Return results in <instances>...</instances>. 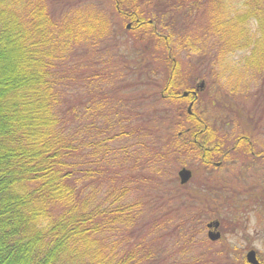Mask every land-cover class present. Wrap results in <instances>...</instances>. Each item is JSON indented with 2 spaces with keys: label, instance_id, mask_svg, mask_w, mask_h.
I'll use <instances>...</instances> for the list:
<instances>
[{
  "label": "trees",
  "instance_id": "16d2710c",
  "mask_svg": "<svg viewBox=\"0 0 264 264\" xmlns=\"http://www.w3.org/2000/svg\"><path fill=\"white\" fill-rule=\"evenodd\" d=\"M62 2L66 10L60 8L55 15L56 0H0V264H161L157 255L165 249L156 252L154 238L148 236L157 222L155 216L147 218L156 213L149 204L157 202L147 201L151 191L146 186L141 187L143 197L131 194L134 176L128 170L132 161L152 168L151 163L162 156L156 140L148 138L151 127L158 132L162 126L152 124L151 115L144 112L148 106L139 107L141 117L146 116L139 127L131 119L121 118L119 108L103 106L101 91L108 81L99 73L72 76L70 53L79 44L104 40L110 22L95 4ZM112 2L119 15L130 18V29H139L141 38L150 41L146 48H173L171 41L179 38L178 49L199 55L205 48L208 53V40L216 39L212 44L215 54L206 64L212 84L218 81L219 91L215 92L247 96L249 88H256L258 96L259 85H264V0ZM196 9L198 14L202 12L204 24L193 35L188 30L182 35L178 29L171 31L183 11ZM153 13L160 21L150 15ZM240 51L244 52L241 56L230 58ZM207 60L203 55L197 62L201 65ZM138 64L141 70L135 66L133 74L147 76L137 78L144 88L149 85L152 67L145 60ZM189 77L181 80L178 64L170 68L160 98L168 104L187 99L180 90L192 89L186 85ZM82 80L86 87L100 91L98 102L79 99L72 104L67 100L73 94L72 85ZM130 85L136 87V83ZM215 92L211 105L222 102ZM200 102L198 98L193 110L178 109L176 125L178 133L187 136L185 154L190 155L194 147L199 150L198 156L192 152L195 161L191 163L201 160L212 167L222 139L202 115ZM242 140L249 139L239 134L238 146ZM168 144L180 152V144ZM202 150L206 156L202 157ZM185 159L173 160L186 164ZM175 179L180 181L178 176ZM168 183V189L186 191L184 183L177 184L173 178ZM196 201L190 202L193 210L185 206L183 219L175 228L167 218L160 221L159 227L170 231L157 238L159 243L175 234L174 242L183 243V248L198 249L195 237L202 235L203 209L195 211ZM169 209L163 208V212ZM210 243L203 245L209 247ZM182 252L185 259L175 264H202L199 260L206 255L193 257L190 250ZM171 258L163 257V264ZM204 263L214 261L209 257Z\"/></svg>",
  "mask_w": 264,
  "mask_h": 264
},
{
  "label": "rangeland",
  "instance_id": "374dc122",
  "mask_svg": "<svg viewBox=\"0 0 264 264\" xmlns=\"http://www.w3.org/2000/svg\"><path fill=\"white\" fill-rule=\"evenodd\" d=\"M56 1L59 4V7H56L55 15H59L61 12L60 8L64 6L62 2L63 0ZM151 3L154 4L155 0H151ZM66 4H85L84 6L90 5L91 7H93L92 4H95L110 22V31L108 35L104 37V40L96 43L87 42L79 44L75 46L70 53L68 58L71 68H73L71 69L72 76L76 77L81 75L82 78V74L84 76H91L99 73L102 78H106L108 81L106 86L110 88L109 92H107L108 87H105V90L101 91L103 106H115L119 108L121 118L124 116L127 119H131V123L136 126H140L141 119L146 118V116L141 117L139 107L148 106L150 109L144 110V112L151 115L150 118H152V124L155 125L159 123L162 126L159 127L158 132H155L151 127L150 135H148L151 142L156 140V145L158 143L157 147L160 148L159 151H161L162 156L151 163L153 164L152 168H142L140 161H132L128 170L134 176L132 179L133 192H131V194L134 197L138 195L143 197L145 192L141 190V187L146 186L149 188L148 191H151L149 192L150 196L147 201H152L154 199L157 202L156 204L148 203L151 206H155L156 213L153 212L147 215V218H149V216L151 218L155 216L154 218L157 219V222L152 225L153 229L148 233L149 237L154 238V243L157 246L156 252L159 248L165 249L162 255H157V259L163 264V257L170 256L172 258L165 262V264H175L176 262L185 259L182 251L190 250V255L193 257H196L199 253H206V255L202 256L199 260L202 264H205L204 262L209 257L214 261V264H238L239 260L233 257L231 252L234 251V254H240L241 248L238 244L242 243V237H237L239 234H242L241 232H244L243 237L244 235L252 237L249 240V243L252 242L251 247L255 248L257 252L259 251L264 257V232H261L262 229L259 228L263 225L261 224L260 219L258 220L252 217V214H254L253 211H255V205L262 198L264 201V196L257 193L258 188L255 191L250 192L246 190L247 186L245 185L246 183L249 184L253 181V179H251V171L253 170V167L249 165L251 156L247 151L255 150L264 153V133H260L261 129L263 130L264 128V85L261 84L263 87L259 85L258 90L260 91L258 92V96L256 95V88H249L246 92L247 96L244 94L232 95L228 92H222L220 95L222 97L221 99L218 92H215L217 89L219 91V86L217 85L218 81H216V84H212V80L209 76L210 71L206 66L209 59L215 54V47L212 46V44H214V41H217L216 39L208 40L207 43L209 44L206 45L208 53H206L205 48L204 50H200L202 53L199 55L178 49L177 43L179 38H173V41H171L173 48L170 46L165 48H158L157 46L150 48L149 46L146 48L150 41L141 38L139 29L134 30L128 28V26H130V18L127 19L119 15L112 0H66ZM144 6L145 5L143 4V8ZM145 9V11H148L146 6ZM63 10L66 9L62 8V11ZM197 12L198 9L194 11H183L182 13H184V15L181 18H177L179 19V23L176 27H170L171 31L174 32L178 29L179 35H182L183 31L188 30L190 31L189 35H193L195 31L198 30L197 28L204 24L203 19H201L200 16L202 12L200 14ZM150 15L155 16L160 21L157 13ZM169 18L170 16L167 17V19ZM184 24L188 28H186ZM182 27L183 29H181ZM165 33L170 35L168 30H165ZM243 53V51L234 53L230 55V58H237ZM203 55L204 58L208 60L200 65L197 62V59L198 56ZM144 60L146 62L149 61L152 67V69L149 68L148 78L150 77V80L148 82L143 79L147 78V76L144 77L138 73L133 74V68L135 66L138 68V71L141 70L138 62L141 63V61ZM176 64H178L179 67L181 80L183 76L188 77V75H190V79L188 78V81L184 80L183 82L187 81L186 85L190 84L189 86L192 88V95L195 94V90L197 89L198 95L196 94L197 97L193 102L197 103L198 98L201 99L199 106H202V109L204 110V114L202 113V115L207 121H210L211 124L215 126L214 130L217 137L222 139L220 140L219 150H223L221 152H226V160L222 164V167H217L216 165L207 167V165L203 164L201 161L196 162L193 165V163H191L195 161L192 159L193 153L198 156L197 154L199 151L196 147L191 149L193 153L191 152L190 155L185 154L188 145L184 142V139L187 136L183 133H178L176 123L178 121L177 116L180 115V109H194V103L193 106H189V99H192L193 96H190L183 101H170L169 104L168 102L163 101L159 96V92L162 90L161 87L163 86L169 69L173 68ZM142 72L144 73V71ZM195 73L197 74L194 75ZM191 75H194V77L191 78ZM138 77H143V82L145 81L149 85L140 88L138 85ZM132 83H136V87L131 86L130 84ZM153 84H155V86ZM72 91L73 94H69L67 97V100L72 104L74 102H76V104L77 102L79 103V99H85V101H99L100 91L95 92L90 86L86 87V82L83 80L75 81L72 85ZM180 91H183V93L186 92L187 95L189 94L186 88ZM214 92L215 94H218V100L221 99L222 102L218 101L215 102V105H211L210 101L213 98ZM178 103H180V105ZM204 106L207 107L204 108ZM210 106L214 107L210 108ZM249 119V122L246 121ZM237 124H239L240 127H237ZM169 127L172 128L170 131ZM242 133L248 137L250 145L252 144L251 148L247 147L248 144H245L244 141L246 140H242L241 146H238L239 144L237 145L238 135ZM126 138L127 137L124 139ZM170 142H173V144L176 145L180 144L178 148L180 149V152L183 153L175 152L174 148L168 144ZM182 144H186L187 147H184ZM163 154L165 157L167 154V157L164 158ZM179 158H186L184 160L186 164L178 163ZM173 159H177L178 161H174ZM217 159L218 158H216V161ZM256 160L258 162L260 161L259 159ZM188 163L191 164V167L187 166ZM242 165H245V168L241 169L240 172L239 167ZM182 167L189 168L190 170L193 169L191 171L193 177L187 183L183 184L186 186L187 192L182 189L179 191H173L170 188L168 189V181L170 178L176 180L177 184L180 183L175 177L178 176V172ZM127 168L128 166H125L123 170L126 172ZM256 174L257 176H263L260 171H257ZM103 181L104 182L102 183L104 184L109 182V180ZM218 182L223 184L226 189H221L222 186H220L219 189H221V191H217ZM177 189L179 188H176V190ZM226 190L229 192L223 194ZM191 201H196L193 205L195 206V211L203 209L201 216V222H203V231L202 229L201 231L203 236L200 235L195 237V240L199 243L198 249H193L190 246L183 248V243L180 242V245L178 242H174L175 234H173L166 243H159L157 238L159 236H167V231H170L168 227L161 229L159 227L162 225L160 221L163 219L164 222L167 218L168 223L172 224V227L175 228L174 225L179 224L183 219L185 208L188 207L189 209L192 207L190 204ZM160 206L163 208L170 207V209L163 212V208H160ZM244 206H246L247 212H245ZM249 209L251 210L249 211ZM244 214H247V217L249 218L244 231L237 229V236L225 235L224 238L227 239L221 240V246L219 245V242L217 244L210 243L208 244L209 247L203 245L210 241L207 238L206 224L208 222L217 218L220 220L223 219L224 230H227V228H230L235 224L233 220L236 216L243 218L245 216ZM243 225L244 223H239V227H242ZM255 228H257V231L259 232H257V235H255V232L253 231ZM222 247L228 249L229 255L227 252H223L222 254L221 252H217Z\"/></svg>",
  "mask_w": 264,
  "mask_h": 264
},
{
  "label": "flooded vegetation",
  "instance_id": "af4514ba",
  "mask_svg": "<svg viewBox=\"0 0 264 264\" xmlns=\"http://www.w3.org/2000/svg\"><path fill=\"white\" fill-rule=\"evenodd\" d=\"M187 92L189 93L188 95L184 94L183 92H182V95L185 98L193 96L192 99H189V106H193V103H194L193 101L197 97V95H196L197 94V89L195 90V94L194 95H192V90H187ZM245 144H248L247 147H250V148L252 146V144L250 145L249 140H248V142H245ZM204 151H206V150H202V157L207 155L206 152H204ZM215 151L216 152H214V157L218 158V159H217V161L214 160L211 163L213 164V166L216 165L217 167H220V166L222 167V164L226 160V156H225L226 152H221L223 150H215ZM247 152L251 156V161H250L249 165L251 167H253V170L251 171V179H253V181L251 183H249V184H247V183L245 184L247 186L246 190H248L250 192H253V191H255L258 188L257 189V193L262 195V196H264V153L262 151H255V150H253V151L249 150ZM256 159H259L260 161L258 162ZM201 162L205 164V161H201ZM205 165H207V164H205ZM243 168H245V165L240 166L239 167V171L241 172V169H243ZM257 171H260L263 176H257V174H256ZM220 182L217 183V189H216L217 191H219V190L221 191V189L224 188V185L221 184ZM220 186H222L221 189H219ZM224 189H226V188H224ZM228 192L229 191L226 190V191L223 192V194H227ZM262 199L260 201H258L257 204L255 205V211L252 210L254 212V214H252V217L255 218V219H258V220L260 219L261 224L263 226L259 227V228L262 229L261 232H264V201ZM244 208H245V212H247L246 211V206H244ZM250 210L251 209H249V211ZM247 216H248L247 214L243 218H239L238 216H236V218L233 220V222L235 224L233 226H231L230 228H227V230H224V226H223V222L224 221H223V219L222 220H220L218 218L215 219L214 220V224L211 227L212 228L211 231L215 232L218 235V237L216 239H214L213 243L217 244L219 242V245L221 246V244H220L221 240L222 239H224V240L227 239V238H224L225 235L237 236L238 235L236 233L237 229L238 230L241 229V231H244L245 225L249 221V218ZM241 222L244 223V225L242 227L241 226L239 227V223H241ZM208 224L209 223L206 224L207 234H208V231L210 229V226ZM234 231H235V233H234ZM253 231L255 232V235H257L259 233L257 231V228L253 229ZM241 233L242 234H239V236L237 237V238H241L242 237V239H241L242 243L238 244V246H240V248H241V252H240L239 255H237V254H234V251H232L231 255H233V257H235L237 260H239L238 264H252V263L249 262L248 256H247L248 253L252 250L254 252V257H255V259L257 261V264H264L263 255H261V253L259 251L257 252V250L255 248L251 247L252 246V242L249 243V240L252 237H249V235L248 236L244 235V237H243L244 232H241ZM217 252H221V254L223 252H227L228 255H229V251H228L227 248H223L222 247ZM238 253H239V251H238ZM233 264H236V263H233Z\"/></svg>",
  "mask_w": 264,
  "mask_h": 264
},
{
  "label": "water",
  "instance_id": "95a60500",
  "mask_svg": "<svg viewBox=\"0 0 264 264\" xmlns=\"http://www.w3.org/2000/svg\"><path fill=\"white\" fill-rule=\"evenodd\" d=\"M201 85H202V83H201ZM184 94H186V92L184 93ZM178 174H179V177H180V181H181V183H184V182H186L189 178H190V176H191V171L190 170H188V169H186V168H182L179 172H178ZM214 223H209L208 225L209 226H212ZM208 237L211 239V240H214V239H216L217 237H218V235L215 233V232H213V231H209L208 232ZM248 260H249V262L250 263H252V264H257V261H256V259H255V257H254V252L251 250L249 253H248Z\"/></svg>",
  "mask_w": 264,
  "mask_h": 264
}]
</instances>
